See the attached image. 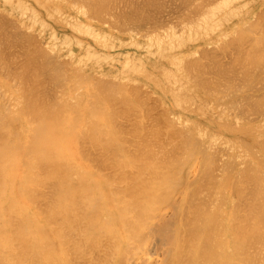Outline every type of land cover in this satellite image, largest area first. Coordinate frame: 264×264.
<instances>
[{"label": "bare ground", "instance_id": "1", "mask_svg": "<svg viewBox=\"0 0 264 264\" xmlns=\"http://www.w3.org/2000/svg\"><path fill=\"white\" fill-rule=\"evenodd\" d=\"M33 1L36 6L31 0H2L0 6V77L6 79L5 85H0V264H264V17L259 15H264L261 11L264 0H180L184 18L176 15L179 2L175 0L176 5L175 1L169 0L170 4H175L173 8L166 0L164 5L172 6L169 9L176 12L175 15L169 13V16L181 17L182 24L185 21L186 30L181 25L187 41L193 42L190 45L181 37L183 34H176L181 30L176 29L180 25L179 19V25L175 26L166 21L168 16L166 18L161 12L160 17L165 18L161 22L159 9L157 16L153 17L156 16L155 20H160L161 25L166 22L171 30L159 23L160 26L153 29L156 25L151 22L154 27L147 25L149 30L145 28L146 32L142 33L141 28L134 26L138 23L135 12L139 13L141 9L133 6L134 9L138 7L134 19L125 12L130 3L134 5V0ZM138 2L143 4L142 0ZM141 3L140 8H144ZM164 5L165 10L167 5ZM76 10L78 13L72 18ZM141 12L137 20L142 16ZM66 13L70 16L65 20ZM151 13L147 12V15ZM143 16L146 19V14ZM143 16L139 23L144 22ZM81 17L96 19L102 24L113 23L114 28L123 31L118 34L117 41L121 42L118 51L123 52L126 46L134 45L145 52L143 57L136 59V55H127L122 61L119 56L115 58L98 52L74 34L84 32V35L93 36L92 39L103 37L104 40L106 32L103 30L104 36H99L100 32L94 30V26L80 22L78 18ZM175 20L173 18L174 24ZM64 22L72 29V34L66 33L61 24ZM227 23L232 26L224 27ZM171 25L175 26V33ZM36 27L40 28L41 36L49 35L47 46L37 43L36 32L32 33ZM215 27L220 30L215 31ZM228 29L235 30L236 35L232 34L235 39L241 30L239 38H248L249 46L242 43L245 38L242 42L230 39L232 36L226 39L227 36L223 35ZM214 33L226 41L213 44L209 50L201 49V53L208 57L212 50L213 57L208 60L206 56V63L217 58L216 54H222L231 40L235 46L230 44L228 48L240 50V45H244L242 48L245 49L241 50L250 61L241 60L243 55L238 57L241 50L237 49L236 55L231 50L233 53L229 56L235 57L229 62L233 63L232 60L238 57L241 62H234L240 67L234 63L235 67L227 68L230 71L223 70L226 64L232 66L225 60L230 53L225 54L227 48L220 57L226 55L224 60L228 63H221V68L222 60L218 56L217 65L213 64V68L220 65L217 69L225 71L219 69L215 72L227 76L220 73L217 77L206 76L212 66L210 62L207 63L210 68L206 63L202 64L205 56L199 51L203 43H212L209 35ZM136 34L146 35L147 39L142 41L141 37L136 38ZM103 40L98 41H110L108 38ZM74 42L86 50V55L82 54L81 58L85 55V61L91 60L98 67H88L90 71L85 73L86 76L80 67L83 78L78 73L75 75L80 78L74 76L72 81L91 77L95 82L100 80L95 84L102 88L104 101L109 102L111 111L107 110V103V111H104L105 103L103 106L94 105L102 102V98L98 99L100 95L93 91L89 95H96L99 101L88 98V102L93 103L83 107L80 98L83 90L82 95L77 93V83L70 84L71 90L78 89L76 95V90L73 92L75 98L72 96L70 101L67 97L69 60L68 64L65 63L68 57L63 56V61L57 49L68 47L72 54ZM50 46L56 50H50ZM215 46L222 50L218 51L220 47ZM71 54L73 58L75 54ZM191 58L196 59V63ZM104 62L110 73L122 66L124 75L128 74L122 79L124 84L133 80L127 79L133 72H144V77L152 81L154 93L161 100L173 97L176 106L199 115L207 125L192 122L196 131L190 130L187 126L194 120L187 118L191 121L185 122L182 118L181 129V123L173 115L179 127L171 121L173 117L168 118L175 125L174 128L168 123L175 134L167 126L170 132L163 136V140L162 132L151 119L153 116L144 110L147 108L142 105L144 98L141 104L137 103L135 93L139 87L143 89L142 83L137 86L135 80L131 82L135 84L133 88L138 87L133 94L134 102L120 91L127 85L118 81L123 85L117 86L114 77H109L112 80L103 79ZM32 67L34 71H30ZM76 67L79 69L75 65L73 73L78 72ZM149 68L153 73L148 72ZM213 68L210 69L212 72L216 69ZM27 69L31 73L37 71L36 75L40 73L53 84L49 90L52 93V88L55 89L50 98L52 101L41 99L46 89L41 88L42 93L37 85L34 90L31 84L27 86L30 75H23ZM181 71L188 76V85L180 78ZM24 76L29 90L22 85L25 84V81L22 83ZM31 76L37 77L34 73ZM34 77L29 78L33 80ZM37 78L33 83L40 82L42 77ZM15 81L22 83L17 86L19 88H16L18 83ZM8 85L15 86L14 91L9 92ZM128 86V89L132 88V85ZM190 86L194 87L195 96L187 93ZM148 92L152 93L150 89ZM194 98L200 101L198 105L195 101L194 104ZM98 106L103 110L95 108ZM92 109L98 110L92 112ZM84 111L85 114L86 111L96 112L102 120L94 119L93 123L92 119L88 123L86 119L91 114L86 115L85 126L79 130L76 127L83 124ZM148 112L153 113L150 109ZM20 121L29 124L28 137L20 135L23 129L19 126ZM215 125L218 132L211 128ZM14 126L17 131L11 133ZM174 129L181 130L176 133ZM87 141L91 144L89 149ZM75 142L80 145L76 152ZM85 143L86 150L82 147Z\"/></svg>", "mask_w": 264, "mask_h": 264}, {"label": "rangeland", "instance_id": "2", "mask_svg": "<svg viewBox=\"0 0 264 264\" xmlns=\"http://www.w3.org/2000/svg\"><path fill=\"white\" fill-rule=\"evenodd\" d=\"M139 1H141V0H139ZM145 1H146V0H145ZM150 1H152V0H147V3L150 2ZM153 1H155V0H153ZM173 1H175V0H173ZM173 1H172V2H173ZM177 1L179 2L180 0H177ZM177 1H175L174 3H176ZM142 2H143V4L146 3V2H144V0H142ZM157 2H158V3H157ZM161 2H162L163 4H159V3H161ZM164 2H166V0H165V1H164V0H163V1H161V0H158V1H157V0H156V2H154L155 4H154L153 2H150V3H153V4L150 5V4L148 3V4H149V5H148V4L146 3V4H145L146 6H145V5L143 6V4H142L141 2H138V0H136V2H135V0H134V2H133L134 5H133V4L131 5V3H130L129 8H128V6H127L128 10H126L125 12H126V13L128 12L126 15H128L129 18H130V17H131V18L133 17V19H134V16H135L136 14H138V15H136V16H138V18H139V15H140L139 13H140V12L142 11V9H143V11H142V12H144L143 14H144V15L146 14V16H147L146 19H144V16H143V14H142V12H141V15L143 16L142 21L144 20V22L139 23V20H141L142 16L140 17L139 20H137L138 18L136 19V22L138 21V23H135V22L133 21V22L135 23L134 26H137L138 28H141V30L143 31L142 33H145V32H146V31H145V28L148 29V28H147V27H148L147 25H150L149 28H152V27H154V26L156 25V27L153 28V29H157V26H160V25H161V23H159V21L161 20V22H162V18H164V16H165L166 18H167V16H168L169 20L166 19V21H171L172 24L175 25V26H176V25L178 26L179 24H177V23H179V21H180V25H179L178 28L176 27V29L179 30V29L181 28V30L183 31L184 27L187 26V25L185 24V21H184L185 19H183L184 24H182L183 22L181 23L182 20H180V19L184 18V16L182 17V15H183V11H184V8H182V7H183V4L181 5V3H180L181 1L179 2L180 5H179V7H178V6L176 7V8H177V10H176L177 14H176V12H174L175 9L172 10V11L169 9V8L172 7V6H173V8H174V7H175V4H174V3H173V4H170L171 1L168 0V3H167V2H166V3H167V4H170V5H172V6L169 5V6H170V7H169L167 4H165V5H167V6H166L167 8L164 10V8L162 7V6L164 5ZM140 3L142 4L141 7H144V8H140ZM31 4H32L33 6H36V3H35L33 0H31ZM127 4H129V3H127ZM158 4L161 5V6H159ZM1 5H2V0H0V6H1ZM122 5H123V4H122ZM152 5H154V6H152ZM165 5H164V7H165ZM176 5H178V4L176 3ZM130 6H131V7H130ZM133 6H134V7H135V6H138L139 9H141V11L139 10L140 12L138 11L139 13H137L136 9H138V7H136V8L134 9ZM151 6H152V7H151ZM156 6H158V7H162L163 9H162V8L160 9V8H158V7L156 8ZM132 7H133V8H132ZM148 7L151 8L152 11H151L150 9H148ZM127 8H126V9H127ZM130 8H131L132 10H131ZM152 8H153V9H152ZM154 8H156V9H155L156 12L158 11V9L160 10V11H158V12H160V13H159V16H158V19H160V20H158V19L155 20V17L157 16L158 12H157V13L154 12V11H155ZM178 8H179L180 10H179ZM181 8H182V9H181ZM133 9H134V10H133ZM144 9H145V11H144ZM146 9H147V10H146ZM168 9H169V10H168ZM171 9H172V8H171ZM181 10H183V11H181ZM134 11H136V12H135L136 14L134 13ZM163 11H165V12H163ZM166 11H169V12L166 13ZM170 11H171V12H170ZM178 11H179V12L181 11V12H180L181 14H180V13L178 14ZM258 11H259V10H258ZM261 11H264V9H262ZM261 11H260V12H261ZM125 12H124V13H125ZM147 12H148V13H149V12H153L154 14H153V13L150 14L152 17H153V15H156V16L153 17V18H150L151 16L148 14V15H149V17H148ZM161 12H162V15H164L163 17H160ZM172 12H173V13H172ZM77 13H78V11L76 10V13H73V14L71 15L72 18H74L75 15H77ZM133 13H134V14H133ZM155 13H156V14H155ZM163 13H164V14H163ZM165 13H166V14H165ZM169 13H170L171 15H172V14H174V15H175V14H176V15H179V16H181L182 18H181V17H180V19L178 18V19H179V21H178L177 17L174 16L173 18L176 19V20H175V24H174L173 18L170 17L171 15L169 16ZM258 13H259V12H258ZM262 13H264V12H262ZM66 14H68V15H65V16L63 17L65 20H66V18H67L68 16H70L69 13H66ZM129 14H132L133 16H130ZM162 15H161V16H162ZM259 15L264 17V15H262V14H259ZM73 16H74V17H73ZM179 16H178V17H179ZM159 17H160V18H159ZM63 18H62V16H59V19L62 20ZM69 18H70V17H69ZM69 18H68V19H69ZM129 18H128V19H129ZM131 18H130V19H131ZM135 18H136V17H135ZM147 18H149L150 20L153 19L155 22H154V21H149V20H147ZM156 18H157V17H156ZM170 18H172V20H170ZM259 18H260V17H259ZM78 19L80 20V22L84 23V25L88 24V25H92V26H94V27H95L94 30L100 32V35H99V36H104L103 34L106 32V33H105V36H104V38H105L104 40L106 41V39L108 38V40H110V41L103 42V43H101V41L103 40V37H102V38L100 37L101 39L98 38V40H101V41H98L95 37H94V39H92L93 36H90L89 34H86V33H85V35H84V32H83V34H82V33L79 34V33H77V32L74 34L75 36L81 37L82 40H84L85 42H87V43H89L90 45H92L93 48H95V50H97L98 52H100V53H105V54H110L112 57L114 56L115 58H116L117 56H119V58H120L122 61H125V56H127V55H131L132 57H135L134 55H136V59H141V57H143V55H144L145 52H143V50L141 51L140 49H137L134 45L126 46V47L122 50L123 52H119V51H118V48L120 47V43H121V42L118 43L119 41H117V40L119 39V37H120V35H118V34H119L120 32H123V31H120L119 28H114V27L112 26L113 23H110V24H109V23H108V24H102L101 22L97 21L96 19H92V20H91V19H87V20H85L83 17L78 18ZM261 19H262V18H261ZM157 20H158V22H156ZM63 21H64V20H63ZM146 21H149V24H148V22L145 24ZM163 21H165V18H164ZM259 21H260V19H259ZM151 22H152V23H151ZM51 23L55 24V22H53L52 20H51ZM65 23H66V22L61 23V24H63V26H65V30L67 31L66 33L69 32L68 34H72V29L69 28V26H68L67 24H65ZM82 23H81V24H82ZM127 23H128V22H127ZM129 23H130V22H129ZM150 23H151V24L155 23V25L153 24L154 26L152 25V27H151V24H150ZM156 23H157V24L159 23L160 25H159V24L157 25ZM167 23H168V22H167ZM131 24H133V23L131 22ZM143 24H144V25H143ZM168 24L170 25V22H169ZM168 24H167V25H168ZM181 24L184 25V26H183V29H182V25H181ZM115 25H116V24H114V26H115ZM162 25H163V23H162ZM162 25H161V26H162ZM164 25L166 26V22L164 23ZM164 25H163V26H164ZM173 25H171L172 27H170V26H169V27H170V28H174V29H172V30H173V32L175 33V31H176V30H175V26H173ZM225 25H226V26H225ZM225 25H224V27H230V26H232L231 24H228V23L225 24ZM92 26H91V27H92ZM142 26H143V27H142ZM100 27H101V30H100ZM219 27H220V26H219ZM160 28H161V27H160ZM162 28H163V27H162ZM164 28H165V27H164ZM215 28H216V27H215ZM217 28H218V27H217ZM217 28L215 29V31H219V30H220V28H219V29H217ZM222 28H223V27H222ZM143 29H144V30H143ZM226 29H227V28H226ZM103 30H104L105 32H103ZM112 30H113V31H112ZM148 30H149V29H148ZM166 30H171V29H168L167 26H166ZM181 30L176 31L177 36H180V34L178 35V32H179V33L183 34L181 37H182L183 39H186V41H185L186 43H189V45H190L191 43H193V42H188V41H187V36H186L187 34H186L184 31H183V32H184V33H183ZM184 30H186V28H185ZM111 31H112V32H111ZM247 31H248V30H247ZM247 31H246V33H248ZM35 32H36V37H37V39H39V40H37V41H38L37 43H38L39 45L47 46V40H48V41L50 40V39L48 38L49 35L46 34V35H42V36H41V35H40V28H37V27H36V30H32V33H35ZM227 32H228V33H227L226 35H223L224 37L227 36L226 39L228 38V36L230 37V36H232V34L236 33L235 30L233 31V30H231V29H228ZM238 32H239V30H238ZM241 33H242V32H241V30H240V34H239V35L237 34V35H238L239 37H241V36H240ZM108 34H110V35L108 36ZM33 35L35 36V34H33ZM37 35L39 36V38H38ZM111 35H112V36H111ZM116 35H117V38H116ZM121 35H123L124 37H127V36H125L126 34H123V33H122ZM141 35H142V34H141ZM141 35H140V34H136L135 36H136V38H140V37H141L140 40H142V41L145 40V39H147L146 35H142V36H141ZM201 35H202V34H201ZM235 35H236V34H234V36H235ZM107 36H108V37H107ZM143 36H144V37H143ZM202 36H203V35H202ZM210 36L212 37V39H211V40H212V43H211V44L203 43V45L200 47V51H199L200 53H199V54H202V53H203V52L201 53V49H202V48L204 49V51H205V50H209V49H210L209 47H211L213 44H214V45H216V44L219 45L218 42H219V43H223V42H224L223 40H225V38H224L223 36H222L223 39H222L221 37L218 38V37L216 36L215 33L209 35V37H210ZM41 37H42V38H41ZM110 37H111V38H110ZM203 37H204V36H203ZM239 37L236 36V39H235V37L232 36V38H230V39H235L236 42H239V41L242 42V41H243L242 39L245 38V37L243 38V36H242V39H240ZM214 38H215L216 40H215ZM40 39H41V40H40ZM204 39H205V38H204ZM221 39H222V40H221ZM239 39H240V40H239ZM43 40H44V41H43ZM104 40H103V41H104ZM123 40H125V41H126V40H127V41H130L129 38H123ZM201 40H203V39L201 38ZM228 40H229V39H228ZM235 40H234V42H235ZM238 40H239V41H238ZM246 40L248 41V38H245L244 42H242V43H244V45H248V46H249L250 41H248L247 44H245V43H246ZM111 41H112V44H111ZM225 41H226V40H225ZM41 42H42V43H41ZM97 42H98V43H97ZM203 42H205V41H203ZM231 42H232V40H231L230 43L228 44V47L230 46ZM236 42H235V44H236ZM74 43H75V44H74V45L72 44V46H71V48L73 49L72 54L69 52L70 49L68 50V47L66 48V47H63V46H62L63 49H57V50H59V54H61V57H62V60H63V61H64L63 56H64V57H68V59L66 60L65 63H67L68 60H69V65L67 66V67L69 68V70H68V72H69L68 79H69V80L67 81V88H68L69 90H68L67 97L70 99V101H71V99L73 100V98H72V96L74 97V93H73V92L76 90V91H75V95H76V92L78 91V89H77L76 87L78 86V87H79V92H77V93H78V94H79V93L81 94V93L83 92V95L81 94L82 96L80 97V98H81V104H82L83 107H85L86 104L90 102V100H89V102H88V98H90V99L92 98L91 100L93 101V99H96V98H95V97H97L96 95L99 94L101 97L98 96V97H99L98 99L102 98V102L99 101L98 99H96V101L98 100L100 103H96V102L94 101V102H95L94 105L97 106V104H100V105L103 106V103H105V105H104V111H107L108 109L110 110V104H109V102L104 101V92L101 91L102 88H101V89L98 88V87H100L99 85L97 86V85L95 84V83L97 82V80H96V82H95V79H94V78L92 79V77H91V78H89V79L87 78L88 80L84 79V80H82V81H81V79H79V80H78V82L80 81L79 83H78L77 81L75 82V83H77L75 89H73V88H72V90L70 89V88H71L70 84H73V83H74L72 80H74V78L77 77L75 74L78 75V73L80 74V73L82 72V70H83V74L86 76V74L89 73V71H90V70H88V67H92V66H96V67H98V65H96L97 63H95V62H93V61H91V60H88L90 63H89L87 60L85 61V59H84V57H85V55H86V50H85V48H83L82 46L77 45L76 42H74ZM224 43H225V42H224ZM227 43H228V42H226V46H227ZM232 43H233V42H232ZM103 44H104V45H103ZM106 44H107V46H106ZM110 44H111V45H110ZM240 44H241V43H240ZM109 45H110L111 47H110ZM224 45H225V44H224ZM232 45H233V44H231V46H232ZM238 45H239V44H238ZM238 45H236V46H238ZM244 45H240L241 48L244 47ZM105 46H106V47H105ZM113 46H114V47H113ZM116 46H117V47H116ZM206 46H208V48H207ZM220 46H221V45H220ZM220 46H219V47H220ZM234 46H235V45H233V47H234ZM240 46H239V47H240ZM248 46H247V47H248ZM205 47H206V49H205ZM215 47L217 48V46H215ZM219 47H218V48H219ZM221 47L223 48V46H221ZM221 47H220V49L217 48L218 51H219V50H222ZM228 47H227V48H228ZM233 47H232V48H231V47L228 48V49H229L228 51L226 50L227 48H226V49H225V48L223 49L224 51L226 50V53H225L226 55H227V52H228V53L230 52V53L227 55V57H226L227 59H225V56H226V55H224V58H223V57H222V58L220 57L221 55L223 56V54H224L223 52H224V51H223V52L220 51V52H222V54L220 53L221 55H220L219 53L216 54V52H215V54L217 55V58H218V56H219L220 59L222 60V62H220V65H221V63L223 64V62H224L225 60H228V62H229V61H231V58L233 59V58L235 57L234 55H233V56H229L231 53H233V51L235 52V55H236V50H237L238 48L235 49L236 47H235V48H233ZM245 47H246V46H245ZM247 47H246V48H247ZM113 48H114V49H113ZM212 48H213V47H212ZM241 48H240V50H241ZM125 49H126V50H125ZM234 49H235V50H234ZM242 49L244 50L245 48H242ZM50 50H56V48L53 47V46H50ZM129 50H130V51H129ZM231 50H233V51H231ZM238 50H239V49H238ZM238 50H237V51H238ZM240 50H239V51H240ZM243 50L240 51L241 54H240V53L238 54V52H237V54L239 55L238 57H240V56L243 55V58H244V59H243L242 57H241L240 59L243 60V61H245V60H247L248 58H245L246 56H245ZM202 51H203V50H202ZM211 51H212V50H211ZM211 51H209V53H208V54H211L210 56H212V53H210ZM242 51H243V52H242ZM67 52H68V53H67ZM206 52H207V51H206ZM206 52H204V53H206ZM65 53H66V54H65ZM73 53H74L75 55H74ZM174 53H175V52H174ZM70 54H71L72 56L74 55L73 58L70 56ZM79 54H80V55H79ZM82 54H85V55L82 56V58H81V55H82ZM78 55L80 56L79 58H78ZM202 55L205 56V59L203 58V60H202V64H203V63H206V60H207V59H208V60L210 59V56L208 57L207 54H206V55L202 54ZM202 55H200V56H202ZM213 55H214V52H213ZM216 55H215V56H216ZM200 56H197V57H200ZM206 56L208 57L207 59H206ZM76 57H77V58H76ZM194 57H196V55H195ZM212 57H213V56H212ZM228 57H230V58H228ZM238 57H237V58H238ZM85 58H86V57H85ZM217 58H214L213 61H211L212 59L209 61V62L211 63L210 65L212 66L211 68H213V64L217 65V64L215 63V61H216V62L218 61ZM237 58H236V60L234 59L235 62L238 61V63H240V62H241V61H239L240 59L238 60ZM78 59H82V61H85V62H82V61L80 62V60H78ZM86 59H87V58H86ZM191 59L193 60L192 62H194V61L196 60V59H194V58H191ZM198 59H199V58H198ZM198 59H197V60H198ZM200 59H202V57H200ZM224 59H225V60H224ZM221 60H219V61H221ZM234 60H232L233 63H232V62H229V63H232V66H231V64H228V66H227V64L225 65V63L227 62V61H225V62H224V65H225L226 68H222L223 65H221V66H220L219 64H218V65H219L223 70H226L227 68H231V67L233 68V67H235V65H236V63L234 62ZM134 61H135V60H134ZM198 61H200V60H198ZM243 61H242V62H243ZM247 61H250V60L248 59ZM110 62H111V61H110ZM135 62H136V61H135ZM209 62H207V63H209ZM228 62H227V63H228ZM25 63H26V62H25ZM88 63H89V64H88ZM106 63H107V62H106ZM194 63H196V62H194ZM199 63H200V62H199ZM207 63H206V64H207ZM217 63H218V62H217ZM234 63H235V65L233 66ZM238 63H237V64H238ZM67 64H68V63H67ZM73 65H74V66H73ZM75 65H78V68H79V69H77V67H76V70H78V72L75 71L76 73H75V72L73 73L72 71H73V69H75ZM102 65H103V64H102ZM107 65H108V64H105V62H104V66H105L106 70L103 71V72H104V74L102 75L103 79H104V77H107V80H112V78H109V77H114V78H117V79H115L117 86H118V84H120V82L123 83L122 79H123V78H126V76H127L128 74L124 75V73H123V71H122V66L120 65V66H119V67H118L113 73H110V72H108V66H107ZM199 65H201V64H199ZM199 65L197 64V66H199ZM229 65H230V66H229ZM240 65H241V64H240ZM72 66H73V67H72ZM83 66H84V67H83ZM201 66H203V65H201ZM204 66H205V64H204ZM219 66H215L214 68H216V69L213 68L214 70H213V72H212V70H210V69H211L210 66H208V64H207L206 67H208V68H210V69H208L209 71H208L207 73H209V74H206V76L210 75V77H214V76L217 77V76H218V73H220V75H223V74H221V73L223 72V70L220 69V68L217 69V67H219ZM80 67H82L83 69L81 68V69H82V70H81ZM85 67H86V69H84ZM96 67H95V68H96ZM236 67H240V66H239V65H238V66L236 65ZM169 68H171V67H169ZM232 68H231V69H232ZM30 69H31V70H30ZM30 69H27V71L25 70V71H24L25 73H23V75H25V74H27V75H25V76H29V75H30V76H29L30 78H31V77H34V76H31V74L33 75V73H34V75L37 76V77H39V75H40V77H42V78H41L42 80L40 79V82L38 81L37 83L39 84V83L42 82V84H40V86H39L37 83H33V81H35V80L38 79L37 77H36V78L34 77L35 79L32 78L33 80H31L29 77H27V78H28V80H27V78H25V76L22 77V79H23V80H22V83L25 81V84H24V83H23V84L21 83V84H22V85H25V88H26L27 86H29V84H31V85L33 84L34 86H33V85H32V86L30 85V87H31L32 89H33V88H36V89H37L38 87L40 88V89H39L40 91H42L41 88H43V90L46 89V90L48 91V92H47V91L45 90V91L47 92V95H46V92L43 93V91H42L43 94H41L40 92H38V93H39V95L41 94V95L43 96V97H41V99L44 98L45 102H47V101H48V98L50 99V98L54 95V93H53L54 90H55V89L53 90L54 87L52 88V91H53L52 93H50L51 91H49V90L51 89V87L53 86V84L49 83V81H48L45 77L41 76L40 73H37V75H36L35 73H36L37 71H35V72H33V73L29 72V70H30V71L33 70V67L30 68ZM219 69H220L222 72H220V71L217 72V71H216V72H217V75H215V73H216L215 70H219ZM231 69H229V70L227 69V70L230 71ZM79 70H81V71L79 72ZM120 70H121V71H120ZM148 70H149V71H148L149 73H150V72L153 73V69H152V68H149ZM33 71H34V70H33ZM137 72H138V71H137ZM137 72H133L130 76L127 77V79L129 78V79H133V80H135V81H136L135 84H136L137 86H138V85H141V83H142L143 89H142V87H139V88H138V87H135V86H134V88H133V85H135V84H132V83H134L135 81L130 80V82H128V81L125 79L124 82L127 81L126 83H129V84H124V83H123V84H124V85H127V86L129 85L128 87H131V85H132V88H129V89H128L127 86L124 87V86H122L123 84H122V85L120 84L119 87L122 86L121 88L124 89V90L120 89V91H122V93H125V94H127L128 96H130L131 99H133L134 102L137 100V103H138V104H139V103L141 104V103H142V100H143V98H144V101H145V102L143 101L142 105L145 106V107H147V108L144 109V110H147L146 112H147V114H148L149 116H151V117L153 116V118H151V119H152V121L154 120V123L157 125L156 128L159 129V132H160V131L162 132V133L160 132V133L162 134V137H163L164 135H166L167 132H170V130H171V133L173 132V129H171V128H173V127H169V125L174 126V128H175V125H173V124H177V123L179 122V123H181V124H180V127H181V126H182L183 119L185 120V122H188L189 119H191V120L193 119V120H194V121L189 120V122L191 121V123H189V125H188L187 127H188V129H190V130H194V131H196V129H195L196 126H194L195 123L193 124L192 122L200 121V122L204 123L205 125H207V123H206L205 121L200 120V116H199V115H197V114H195V113H192V112H189V111H188V112H187V111H184L182 108H180V106H176V104H175L176 102H173V101H174V100H173V97H170V98H166V97H165L163 100H161L160 97H159V95H157L156 93H154L155 89H154V85H152V84H153L152 81H150L149 78H147V77L145 78V77H144V75H143L144 72L142 73V72L139 71V73H141V74H139V73H137ZM183 72H184V71H181V72H180V76H181L180 78L182 79V81L186 82V84L188 85V83H187L188 76L186 75V77H185V76L182 74ZM211 72H212L213 74H212ZM214 72H215V73H214ZM224 72H225V71H224ZM224 72H223V73H224ZM226 72H227V71H226ZM85 73H86V74H85ZM121 73H123V74H121ZM130 73H131V72H130ZM136 73H137V74H136ZM151 73H150V74H151ZM83 74H82V75H83ZM120 74H121V76H120ZM182 75H183V76H182ZM225 75H226V74H224L223 76L226 77L227 75H226V76H225ZM74 76H75V77H74ZM79 76H80L81 78H83V77L81 76V74H80ZM124 76H125V77H124ZM73 77H74V78H73ZM80 77H77L76 79H78V78H80ZM96 77H97V76H96ZM96 77H95V78H96ZM102 77H101V78H102ZM208 77H209V76H208ZM2 78H3V77H0V85L4 86V85H5V81H6V79H5V78L2 79ZM24 79H26V80L28 81V85H27V83H26L27 81L24 80ZM43 79H44V80H43ZM45 79H46V81H45ZM96 79H98V78H96ZM99 79H100V77H99ZM99 79H98V80H99ZM105 79H106V78H105ZM159 79H160V78H159ZM4 80H5V81H4ZM83 81H84L85 83H83ZM99 81H100V80H99ZM99 81H98V82H99ZM118 81H120V82L118 83ZM132 81H133V82H132ZM13 82H14V81H13ZM13 82H12V83H13ZM15 82H16V81H15ZM35 82H36V81H35ZM70 82H71V83H70ZM98 82H97V84H98ZM131 82H132V83H131ZM17 83H18V81L16 82V84H17ZM46 83H47V84H46ZM75 83H74V84H75ZM9 84H11V82H9ZM21 84L18 83V85H16V88H19V87H17V86H19V85L21 86ZM45 84H46L47 87H46V86H43V85H45ZM74 84H73V86H74ZM78 84H81V87H80ZM184 84H185V83H184ZM26 85H27V86H26ZM36 85H37L38 87H36ZM48 85H49V86H48ZM149 85H151V87H150ZM8 86H9V85H8ZM41 86H42V87H41ZM69 86H70V87H69ZM73 86H72V87H73ZM96 86H97V89H98V90L96 89ZM117 86H116V87H117ZM145 86H146V87H145ZM152 86H153V87H152ZM6 87H7V86H6ZM49 87H50V88H49ZM123 87H124V88H123ZM14 88H15V86H12V85H11V87L9 86L8 90L11 89L9 92L14 91V90H13ZM31 88H30V89H31ZM90 88H92V89L90 90ZM103 88H104V87H103ZM117 88H118V87H117ZM136 88H138V89H136ZM140 88H141V89H140ZM145 88H146V89L148 88V89L146 90ZM188 88H189V87H188ZM27 89H28V87H27ZM27 89H26V90H27ZM32 89H31V90H32ZM36 89H35V90H36ZM81 89H82L83 91H82ZM99 89H100V90H99ZM135 89H136L137 91H136ZM144 89H145V91H146L145 94H144V92H143ZM149 89L152 91L153 95L155 94L154 96H156V97L159 98V100H158V98H157V100H156V99H155L156 97H154V96L152 95L151 92H150V94H151L152 97H154V98H152V97L150 96V94H148V93H149V92H148ZM28 90H29V89H28ZM33 90H34V89H33ZM33 90H32V91H33ZM70 90H71V91H70ZM189 90H190V91H189ZM15 91L17 92V89H16ZM81 91H82V92H81ZM92 91L95 92V94H96V95L94 94V95H95L94 97H93V95H92V96L89 95L90 92H92ZM128 91H129L130 93H129ZM132 91H134V92H132ZM135 91H136V93H135ZM140 91H142V92H140ZM187 91H188L187 93H190L192 96H195V94H196V91H195V89H194L193 86H190V88L187 89ZM93 92H92V94H93ZM98 92H99V93H98ZM100 92L103 93V94L101 95ZM131 92H132V93H131ZM138 92H139V94H138ZM147 92H148V93H147ZM86 93H87L88 95H87ZM134 93H135V96L137 97L136 100H135V98H134V96H133ZM140 93H141V94H140ZM194 93H195V94H194ZM10 94H11V93H10ZM17 94H18V92H17ZM44 94H45V96H47V99H45L46 97L44 96ZM48 94H50L49 97H48ZM78 94H77V95H78ZM137 94H138V95H142V96H137ZM147 95H149L150 97L148 96V98H146ZM78 96H79V95H78ZM143 96H145V97H143ZM138 97H139V99H138ZM140 97H141L142 99H140ZM74 98H75V97H74ZM147 99H148L149 101H148ZM152 99H153L154 101H153ZM46 100H47V101H46ZM50 100L52 101V99H50ZM138 100H140L141 102H139ZM146 100H147L148 102H147ZM150 100H151V101H150ZM14 101H15V100H14ZM75 101H76V100H75ZM152 101H153V102H152ZM155 101H156V102H155ZM157 101H158L159 103H160V101H161V104H159ZM194 101L196 102L197 105H198V103H200V101L197 100V98H194L193 102H194ZM49 102H50V101H49ZM195 102H194V104H195ZM16 103L18 104L19 102H17V100H16ZM90 103H91V102H90ZM90 103H89V104H90ZM92 103H93V102H92ZM92 103H91V104H92ZM106 103L109 104V106H108ZM145 103H146L148 106H146ZM148 103H150V107H151V105H152L153 108H154L155 106L157 107V108H154L155 111H153L154 109H152V107H151V108L149 107V104H148ZM152 103H153V104H152ZM156 103H158V105H156ZM91 104H90V106H91ZM196 104H195V105H196ZM18 105H19V104H18ZM162 105H163V107H162ZM15 106H17V105L15 104ZM102 106H101V107H102ZM107 106H108V108H107V110H106V107H107ZM159 106H160V107H159ZM17 107H18V106H17ZM145 107H143V108H145ZM95 108H98V109H102V110H103V108H100V106L95 107ZM158 108H159V109H158ZM98 109H94V110L92 109L93 111H92V110H89V111H90V112H91V111L94 112V111H96V110H98ZM149 109H150V111H152L153 113L148 112ZM160 109H162V112H161ZM163 109H164V110L168 109V110H166L168 114H166V111H164V112H165V113H164V112H163ZM110 111H111V110H110ZM86 112H87L86 114H85V111H84V113H83V117H84L83 124H84V125L82 124V125L76 127V128H79V130L82 129V128L85 126V122H84V121H86V120H87V121L89 120L90 122H92L91 120L93 119V123H94L95 120H96V121H97V120H100V119L102 120V118L99 119L98 114H97L96 112H95V114H94V113H90V112H88V111H86ZM156 113H157V114H156ZM89 114H91L90 117L88 116L90 119H89V118L86 119V117H87L86 115H89ZM155 114L157 115V117L155 116ZM165 114H166V115H165ZM92 115H93V118H92ZM94 115H95V117H96V115H97V117L94 118ZM168 115H169V117H168ZM173 115L176 117V119L178 120V122L176 121V119L174 118ZM154 116H155V117H154ZM162 116H166V117H167V120H168V118H172V117H173V118L171 119V121H173V124H172V122H169V120L166 121V117H164L165 119H164V118H161ZM170 116H171V117H170ZM185 116H186V118H185ZM30 118H31V117H30ZM154 118H155V119H154ZM182 118H183V119H182ZM187 118H189V119H187ZM27 119H28V118H27ZM27 119H26V120H27ZM85 119H86V120H85ZM94 119H95V120H94ZM158 119H159V121H160L159 123H158V121H157ZM162 119H163V121H162ZM174 119H175V122H176V123L174 122ZM89 121H88V123H89ZM156 122H157V123H156ZM164 122H165V124H164ZM86 123H87V122H86ZM88 123H87V124H88ZM161 123H162V124H161ZM166 123H167V124H166ZM168 123H169V125H168ZM183 123H184V122H183ZM23 124H24L25 127H26V126H27V127L25 128V127L23 126ZM87 124H86V125H87ZM158 124H159V125H158ZM89 125H90V124H88V126H89ZM164 125H165V126H164ZM19 126H22V128H23V129H21V133H20V135H21V136H24V138H25V137H28L29 134H27V133H28V131L30 132V130H29V128H30L29 124H27L26 121H20ZM82 126H83V127H82ZM160 126H161V127H160ZM162 126H164L165 128L162 127ZM167 126H168V129H170L169 131H168V129L166 128ZM176 126L179 127V124H177ZM80 127H82V128H80ZM86 127H87V126H86ZM159 127H160V128H159ZM178 127H176V129H178ZM209 127H211V126H209ZM15 128H16V127L14 126L13 129H11V133L14 132V131H15V132L17 131V129H15ZM163 128H164V129H163ZM211 128L216 129V132L219 131V128H218L216 125H215V126H212ZM14 129H15V130H14ZM181 129H182V127H181ZM181 129H179V130H181ZM188 129H187V130H188ZM163 130L166 131V132L164 131L165 134L163 133ZM174 130H175V129H174ZM179 130H177V131L175 130V132L177 133ZM75 132H77V131H75ZM173 133H174V132H173ZM174 134H175V133H174ZM226 134H227V132H226ZM126 136H128V135H126ZM162 137H159L158 139H159V140L161 139V141H163V140H164V137H163V140H162ZM168 140H169V139H168ZM218 141L220 142V141H222V140H218ZM169 142H170V140H169ZM219 142H218L217 144H219ZM86 143H88V141H87ZM86 143H85V146L82 145V147H84V149L87 147ZM166 143H167V141H166ZM166 143H165V144H166ZM173 143H174V142H173ZM167 144H168V143H167ZM167 144H166V145H167ZM174 144H175V143H174ZM89 145H91V144L88 143V149L90 148ZM175 145H176V144H175ZM77 148L80 150V145H78V143L75 142V144H74L75 152L77 151ZM88 149H87V150H88ZM85 150H86V149H85ZM88 151H89V150H88ZM77 157H78V156L76 155L75 158L78 160ZM198 157H199V156H198Z\"/></svg>", "mask_w": 264, "mask_h": 264}]
</instances>
